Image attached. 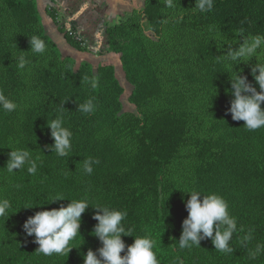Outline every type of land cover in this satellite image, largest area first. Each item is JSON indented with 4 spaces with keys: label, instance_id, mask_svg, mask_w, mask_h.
<instances>
[{
    "label": "trees",
    "instance_id": "1",
    "mask_svg": "<svg viewBox=\"0 0 264 264\" xmlns=\"http://www.w3.org/2000/svg\"><path fill=\"white\" fill-rule=\"evenodd\" d=\"M173 3L168 8L165 0H146L106 29L109 49L119 53L133 85L130 99L140 110L136 114L123 111L124 86L112 63L97 68L86 61L78 64L46 34L35 0H0V92L18 105L12 112L0 108V191L6 186L4 198L12 203L8 219L0 218V264H83L89 249L98 250L102 243L93 234L98 209L92 205L82 214L81 234L69 256H45L36 251L34 235H26L28 217L66 206L70 198L126 211L125 229L132 227L137 236L150 234L160 264H264V127L248 130L227 112L230 74L239 70L221 57L224 48L210 29L223 20L247 35H264V0H214L207 12L195 9V0ZM32 36L45 41L44 53L31 51ZM173 37L183 40L177 52L185 53L173 63L175 72L190 78V83L179 80L178 85L186 92L201 86L210 93V131L215 134L192 135L195 163L192 176L182 180H174L173 171L184 132L167 121L171 115L161 118L153 106L161 89L160 63ZM21 55L29 61L23 69L15 60ZM191 62L195 66L189 70ZM242 74L247 75L245 70ZM93 77L98 81L95 89L89 83ZM89 99L95 111H79V104ZM61 114L73 133L66 157L48 148L54 138L47 122ZM16 147L29 151L34 160L39 157L35 174L27 172V164L7 171L8 153ZM86 158L99 160L91 174L83 171ZM190 190L216 193L228 202L237 221L230 253L216 250L211 238L179 248ZM57 194L65 198L45 203ZM135 235L123 236L126 245L134 243Z\"/></svg>",
    "mask_w": 264,
    "mask_h": 264
},
{
    "label": "clouds",
    "instance_id": "2",
    "mask_svg": "<svg viewBox=\"0 0 264 264\" xmlns=\"http://www.w3.org/2000/svg\"><path fill=\"white\" fill-rule=\"evenodd\" d=\"M165 3L168 8L175 7L173 0H165ZM213 4L214 0H195L194 8L200 12H207L212 10ZM225 44L226 55L221 57L232 66L247 62L253 57L257 59V63L251 68L255 84L249 81L247 75L242 74V69L236 71L235 76L230 74V87L227 91L232 99L227 112L234 121H244V126L248 130L264 127V62H261L258 54V50H264V35L251 36L240 32L233 39L222 38L221 48H224ZM30 46L33 53L42 54L46 50L45 41L38 36L30 37ZM15 60L20 69L25 68L29 63L23 55L15 57ZM89 83L93 89L98 86L96 77H93ZM17 107L16 102L0 92V108L12 112ZM78 110L83 113L94 112L93 100L89 99L79 104ZM47 127L50 128L51 136L54 138V144L48 146L51 152H55L60 157L69 156L73 133L65 126L63 115L48 120ZM8 156L5 167L9 173L23 169L26 164L29 174L36 173V160L39 157L34 160L29 151L20 148H11ZM98 163V159L86 158L83 164L84 173L91 174L93 165ZM186 193H190V198L185 201L188 216L183 220L179 248L199 246L202 240L211 238L216 250L230 253L232 248L229 242L237 231V221L229 212L228 202L216 193L205 194L199 190H190ZM64 198L62 194H57L45 203H53ZM70 201L66 206L40 210L24 222L23 229L26 235H34L38 244L36 251L45 256L53 254L69 256L73 247H76L72 242L78 234H81L82 214L89 205H92L98 209L94 214V219L98 223L93 228V234L99 238L102 246L98 250L89 249L84 255L83 264H160L155 251V239L147 233L143 236L135 235L132 227L125 229L122 222L128 215L126 211L104 205H93L86 198H70ZM11 207L12 203L9 199L0 198V218L8 219ZM132 235H135L134 243L126 245L123 236ZM260 250L258 246L257 252Z\"/></svg>",
    "mask_w": 264,
    "mask_h": 264
},
{
    "label": "rangeland",
    "instance_id": "3",
    "mask_svg": "<svg viewBox=\"0 0 264 264\" xmlns=\"http://www.w3.org/2000/svg\"><path fill=\"white\" fill-rule=\"evenodd\" d=\"M210 29L212 34L219 40L221 46L222 38L227 37L228 39H233L241 32V30L233 28L223 20H218L213 23ZM180 41L183 42L180 37H173L165 48L167 56L160 63L161 89L153 100V106L157 108L160 117L167 119L169 115H171L173 119L169 118L167 121L175 127L178 132H184L185 143L181 147L180 158L173 171L174 180L177 178H181L182 180L184 177L192 176L191 173L193 172L196 153V145L191 141V138L194 137L192 135L215 137V134L210 131L212 122V102L210 93L201 86H195L190 92H186L182 86L178 85L179 80H185L186 83H190V78L188 76H179L175 72L177 68L173 64L175 60H182L185 57V53L181 56V50L177 52L182 46ZM234 47H238V45H234ZM226 49L227 45L225 44L223 55H226ZM258 54L261 62H264V50H258ZM189 56L192 61L194 56L190 48ZM256 63L257 59L253 57L249 61L242 62L233 67L237 70H245L248 77L254 81L251 75V68ZM181 66L184 68L183 63ZM194 66V62H191L189 70L193 69ZM97 67L98 66L95 68ZM119 78L122 82L121 84L124 86V92L121 96L124 107L123 111L140 114L137 105L130 99L133 85L126 79L123 73L119 75ZM168 108H170V110ZM4 188H6V186H3L0 191V198H4L5 196Z\"/></svg>",
    "mask_w": 264,
    "mask_h": 264
},
{
    "label": "crops",
    "instance_id": "4",
    "mask_svg": "<svg viewBox=\"0 0 264 264\" xmlns=\"http://www.w3.org/2000/svg\"><path fill=\"white\" fill-rule=\"evenodd\" d=\"M35 1L46 34L64 56L72 57L78 64L89 62L94 67L103 62L112 63L119 80L120 74L125 75L119 53L109 49L106 29L134 9L142 8L146 0ZM67 31L80 43V47L71 41Z\"/></svg>",
    "mask_w": 264,
    "mask_h": 264
},
{
    "label": "built area",
    "instance_id": "5",
    "mask_svg": "<svg viewBox=\"0 0 264 264\" xmlns=\"http://www.w3.org/2000/svg\"><path fill=\"white\" fill-rule=\"evenodd\" d=\"M71 35H75L73 32H71Z\"/></svg>",
    "mask_w": 264,
    "mask_h": 264
}]
</instances>
